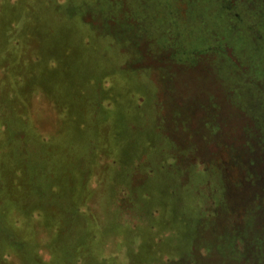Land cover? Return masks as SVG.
I'll return each instance as SVG.
<instances>
[{
	"label": "rangeland",
	"instance_id": "rangeland-1",
	"mask_svg": "<svg viewBox=\"0 0 264 264\" xmlns=\"http://www.w3.org/2000/svg\"><path fill=\"white\" fill-rule=\"evenodd\" d=\"M0 264H264V0H0Z\"/></svg>",
	"mask_w": 264,
	"mask_h": 264
},
{
	"label": "trees",
	"instance_id": "trees-1",
	"mask_svg": "<svg viewBox=\"0 0 264 264\" xmlns=\"http://www.w3.org/2000/svg\"><path fill=\"white\" fill-rule=\"evenodd\" d=\"M38 51H39L38 49H36V50L34 51V52H35V55H37V54H38Z\"/></svg>",
	"mask_w": 264,
	"mask_h": 264
}]
</instances>
